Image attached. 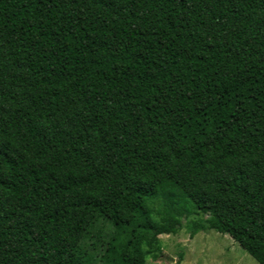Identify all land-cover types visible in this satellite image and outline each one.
<instances>
[{"label":"trees","instance_id":"obj_1","mask_svg":"<svg viewBox=\"0 0 264 264\" xmlns=\"http://www.w3.org/2000/svg\"><path fill=\"white\" fill-rule=\"evenodd\" d=\"M166 181L264 264V0H0V264L166 232Z\"/></svg>","mask_w":264,"mask_h":264},{"label":"rangeland","instance_id":"obj_2","mask_svg":"<svg viewBox=\"0 0 264 264\" xmlns=\"http://www.w3.org/2000/svg\"><path fill=\"white\" fill-rule=\"evenodd\" d=\"M148 207L156 224L176 219L177 225L162 233L141 230L136 239L131 231L118 234L108 221L96 219L80 243L92 264H259L228 234L192 231L199 215L173 183L162 182ZM129 238L136 240L128 248Z\"/></svg>","mask_w":264,"mask_h":264}]
</instances>
